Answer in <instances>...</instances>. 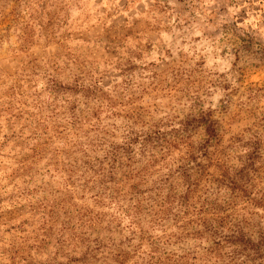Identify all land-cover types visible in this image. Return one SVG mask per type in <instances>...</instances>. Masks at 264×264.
Returning a JSON list of instances; mask_svg holds the SVG:
<instances>
[{
  "label": "rangeland",
  "instance_id": "1",
  "mask_svg": "<svg viewBox=\"0 0 264 264\" xmlns=\"http://www.w3.org/2000/svg\"><path fill=\"white\" fill-rule=\"evenodd\" d=\"M210 122L217 139L197 163L216 176L244 169L243 191L222 185L217 198L236 201L230 213L258 239L264 0H0V264H149L153 236L184 264H242L239 245L179 236L173 219L139 241L136 219L95 197L125 183L123 174L94 183L95 153L83 152L159 130L178 159L183 140L197 148L213 138ZM87 209L104 219L90 222ZM151 219L141 217L145 228ZM94 240L101 249L89 247Z\"/></svg>",
  "mask_w": 264,
  "mask_h": 264
},
{
  "label": "trees",
  "instance_id": "2",
  "mask_svg": "<svg viewBox=\"0 0 264 264\" xmlns=\"http://www.w3.org/2000/svg\"><path fill=\"white\" fill-rule=\"evenodd\" d=\"M206 127L208 134L213 138L197 148L191 142L183 140L185 156L178 159L170 154L173 142L159 130L141 134L135 132L126 137L123 145L114 142L107 144V141L103 140L100 144H94V149L90 150L89 146H86L83 151L85 154L90 151L95 153L91 160L95 164L89 165L93 172L94 183L101 182L104 178L113 180L119 172L125 179L123 181L125 183H120L119 186H108L95 197L105 196L107 201L110 200L109 205H114L115 208L123 211V216H133L136 220L132 223L137 229L135 234L139 241H144L146 234L153 232L155 226L161 227L163 223L173 219L179 222V236L206 233L210 237L217 238L212 240L217 246L239 245L242 250L238 254L246 252L244 255L247 260L264 258V232H260V238L253 239L252 235L245 233L241 225L243 222L238 220L237 214L230 213L237 206V202L227 199L221 201L217 198L223 189L222 185L232 189L236 187L243 191V186L238 182L248 174L244 172V169L231 174L228 168V170L221 169L219 176H216L207 171L204 164L197 163V158L202 159L208 156V146H211L209 144L217 139L213 122L206 123ZM164 151L167 153L165 154ZM137 156L140 158L137 159ZM131 162L140 166L132 167ZM220 162L221 159L217 158L215 166L219 167ZM124 167L129 170H122ZM156 167L159 169H155ZM156 174L157 177L151 179ZM149 178L151 180V185L148 187L150 195L142 197L141 186L148 183ZM129 181L137 183L127 188L126 183ZM183 186L185 188H182ZM127 200H130V203L125 207ZM98 202L100 203L99 200ZM154 205L159 208L155 209ZM147 209L150 210L147 211ZM144 215L153 218L150 220L153 224L146 228L141 220ZM82 216L89 218L90 222L105 217L101 212L90 209H87ZM148 240L151 241L152 247L148 253L149 264H184L182 259L185 255L171 256L167 249L157 246L158 242H161L160 237L153 236ZM94 241L96 246L89 247L96 251L101 249L100 241ZM168 244L171 242L167 237L163 245L166 247ZM208 255L210 254L202 255L201 259L208 260ZM118 257L122 258L120 263L127 258L126 253L123 252H120ZM247 260H242L241 263L246 264Z\"/></svg>",
  "mask_w": 264,
  "mask_h": 264
}]
</instances>
